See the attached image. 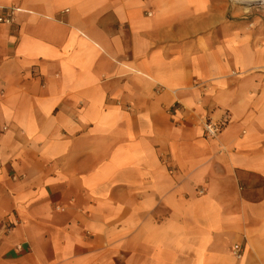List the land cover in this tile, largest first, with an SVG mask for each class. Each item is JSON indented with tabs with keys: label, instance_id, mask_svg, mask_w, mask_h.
Wrapping results in <instances>:
<instances>
[{
	"label": "crops",
	"instance_id": "obj_1",
	"mask_svg": "<svg viewBox=\"0 0 264 264\" xmlns=\"http://www.w3.org/2000/svg\"><path fill=\"white\" fill-rule=\"evenodd\" d=\"M10 8L0 264H264V9L0 0Z\"/></svg>",
	"mask_w": 264,
	"mask_h": 264
},
{
	"label": "built area",
	"instance_id": "obj_2",
	"mask_svg": "<svg viewBox=\"0 0 264 264\" xmlns=\"http://www.w3.org/2000/svg\"><path fill=\"white\" fill-rule=\"evenodd\" d=\"M18 11V9L10 8L5 10L0 15V24L10 25L14 21V15ZM228 122L227 117L220 122H212L210 119H206L203 123V133L207 138H216L219 133L223 130ZM203 190H199V194H202ZM232 254L240 259L242 256V247L240 245L235 244L232 247Z\"/></svg>",
	"mask_w": 264,
	"mask_h": 264
},
{
	"label": "rangeland",
	"instance_id": "obj_3",
	"mask_svg": "<svg viewBox=\"0 0 264 264\" xmlns=\"http://www.w3.org/2000/svg\"><path fill=\"white\" fill-rule=\"evenodd\" d=\"M231 7L242 13L244 17L249 21L252 19L253 15L259 13L264 9V0L261 2H253L250 4H245L241 0H227Z\"/></svg>",
	"mask_w": 264,
	"mask_h": 264
},
{
	"label": "bare ground",
	"instance_id": "obj_4",
	"mask_svg": "<svg viewBox=\"0 0 264 264\" xmlns=\"http://www.w3.org/2000/svg\"><path fill=\"white\" fill-rule=\"evenodd\" d=\"M243 3L245 4H250V3H253V2H261L263 0H241Z\"/></svg>",
	"mask_w": 264,
	"mask_h": 264
}]
</instances>
